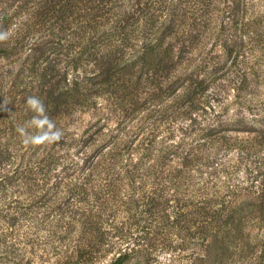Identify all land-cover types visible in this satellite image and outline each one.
Here are the masks:
<instances>
[{
  "label": "trees",
  "instance_id": "1",
  "mask_svg": "<svg viewBox=\"0 0 264 264\" xmlns=\"http://www.w3.org/2000/svg\"><path fill=\"white\" fill-rule=\"evenodd\" d=\"M0 15V211L69 212L60 238L87 262L264 264V0ZM29 96L58 141L22 142Z\"/></svg>",
  "mask_w": 264,
  "mask_h": 264
},
{
  "label": "rangeland",
  "instance_id": "2",
  "mask_svg": "<svg viewBox=\"0 0 264 264\" xmlns=\"http://www.w3.org/2000/svg\"><path fill=\"white\" fill-rule=\"evenodd\" d=\"M36 211L35 208L0 211V264H98L93 260L87 262L76 251L79 247L71 238H60L69 212L62 216L51 210ZM33 215L36 218H28ZM15 216L19 217L16 221L11 219ZM151 260L153 264L168 262L164 255ZM188 263L187 259L173 261V264Z\"/></svg>",
  "mask_w": 264,
  "mask_h": 264
},
{
  "label": "clouds",
  "instance_id": "3",
  "mask_svg": "<svg viewBox=\"0 0 264 264\" xmlns=\"http://www.w3.org/2000/svg\"><path fill=\"white\" fill-rule=\"evenodd\" d=\"M6 33H0V40L6 39ZM27 107L36 113L28 122L27 127H33L36 132L30 133L26 126H18L17 131L21 135L25 145H41L58 141L62 136V131L56 128L55 121L46 113L43 101L36 96H29L26 100Z\"/></svg>",
  "mask_w": 264,
  "mask_h": 264
}]
</instances>
